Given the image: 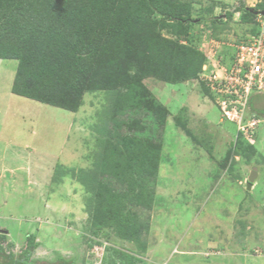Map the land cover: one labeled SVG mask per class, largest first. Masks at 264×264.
I'll list each match as a JSON object with an SVG mask.
<instances>
[{"label":"rangeland","instance_id":"1","mask_svg":"<svg viewBox=\"0 0 264 264\" xmlns=\"http://www.w3.org/2000/svg\"><path fill=\"white\" fill-rule=\"evenodd\" d=\"M109 1L110 15L125 5ZM261 1L167 0L190 11L185 31L156 12L143 26L163 44L145 51L151 73L117 68L141 77L139 106L108 71L76 111L19 96L18 61L0 59V246L17 257L35 236L32 264H264V93L245 115L261 119L250 138L207 90ZM186 56H203L197 75L167 81Z\"/></svg>","mask_w":264,"mask_h":264},{"label":"trees","instance_id":"2","mask_svg":"<svg viewBox=\"0 0 264 264\" xmlns=\"http://www.w3.org/2000/svg\"><path fill=\"white\" fill-rule=\"evenodd\" d=\"M122 1H125L124 7L120 4L110 15L108 10L112 4L109 0H0V59L18 61L13 92L76 111L82 93L101 86V73L108 71L117 74V78H113L114 84L126 89L125 96L130 105H143L140 100L145 95L139 89L141 77L123 74L117 69L118 65L125 64L126 69L134 67L136 73L142 68L141 76L151 73L143 68L144 59L148 58L145 51L151 47L152 55H160L157 46L160 48L163 44L159 39L151 38L143 26L159 11L169 22L177 20V27L184 32L183 22L189 20L190 11L180 7L169 9L167 0ZM103 4L108 5V10H103ZM47 6L55 12L46 10ZM260 7L263 5L246 11L244 20H249V16L253 18L251 24L255 23L254 12ZM183 14L186 16L182 17ZM160 51L164 56L162 64L165 63L169 73L171 53L165 48ZM203 59L202 56L195 63L193 57L186 56L176 64V67H184V72L176 78L166 73L164 78L174 82L196 76L204 65ZM157 105L165 116L166 109L162 105L156 102L152 107ZM147 106L149 108V104ZM124 140L127 139L121 138L117 142L118 152L127 150L128 142ZM0 240H4V235L0 234ZM37 245L35 236H28L26 247L17 257L0 246V264H32L29 260Z\"/></svg>","mask_w":264,"mask_h":264},{"label":"built area","instance_id":"3","mask_svg":"<svg viewBox=\"0 0 264 264\" xmlns=\"http://www.w3.org/2000/svg\"><path fill=\"white\" fill-rule=\"evenodd\" d=\"M263 7L256 9L255 20L249 34L235 45L228 60L217 59L218 66L208 79L210 92H220L222 116L236 122L238 128L252 138L261 119L252 115L248 120L254 93H264V0ZM257 8V7H256ZM254 30V31H253Z\"/></svg>","mask_w":264,"mask_h":264},{"label":"water","instance_id":"4","mask_svg":"<svg viewBox=\"0 0 264 264\" xmlns=\"http://www.w3.org/2000/svg\"><path fill=\"white\" fill-rule=\"evenodd\" d=\"M251 180H253V179H251Z\"/></svg>","mask_w":264,"mask_h":264}]
</instances>
